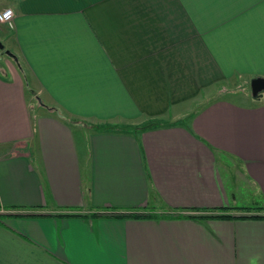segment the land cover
Returning <instances> with one entry per match:
<instances>
[{"label": "crops", "instance_id": "0c3cea01", "mask_svg": "<svg viewBox=\"0 0 264 264\" xmlns=\"http://www.w3.org/2000/svg\"><path fill=\"white\" fill-rule=\"evenodd\" d=\"M4 8L0 264H264V0Z\"/></svg>", "mask_w": 264, "mask_h": 264}, {"label": "trees", "instance_id": "16d2710c", "mask_svg": "<svg viewBox=\"0 0 264 264\" xmlns=\"http://www.w3.org/2000/svg\"><path fill=\"white\" fill-rule=\"evenodd\" d=\"M251 95V94H250ZM83 124V123H80ZM155 126V123H150L146 126L140 127L139 129H146L148 127H152ZM89 129H92L93 127L88 126ZM2 207L0 206V211H1ZM243 210H254V208H247V209H243ZM257 210V208H256ZM24 216H30V215H24ZM91 217L93 218H145V217H154V215L151 214H137V213H120V212H116V211H103V212H95L90 214ZM4 217H22V215L20 214H3L0 213V219L4 218ZM260 219H264V216H260L258 217Z\"/></svg>", "mask_w": 264, "mask_h": 264}, {"label": "water", "instance_id": "95a60500", "mask_svg": "<svg viewBox=\"0 0 264 264\" xmlns=\"http://www.w3.org/2000/svg\"><path fill=\"white\" fill-rule=\"evenodd\" d=\"M3 49V45L0 42V50ZM9 54V53H7ZM251 97L257 98L259 94H264V78H254L249 83Z\"/></svg>", "mask_w": 264, "mask_h": 264}, {"label": "built area", "instance_id": "2783aa9c", "mask_svg": "<svg viewBox=\"0 0 264 264\" xmlns=\"http://www.w3.org/2000/svg\"><path fill=\"white\" fill-rule=\"evenodd\" d=\"M13 17L14 13L11 8H4L0 11V25L13 29Z\"/></svg>", "mask_w": 264, "mask_h": 264}, {"label": "rangeland", "instance_id": "374dc122", "mask_svg": "<svg viewBox=\"0 0 264 264\" xmlns=\"http://www.w3.org/2000/svg\"><path fill=\"white\" fill-rule=\"evenodd\" d=\"M2 27H5V26L0 25V30H4L3 33L6 34L7 31H6L5 29H3ZM225 89H226V88H225ZM226 90H228V89H226ZM226 90H225V91H226ZM235 90H237L238 92H241V91H242V92H244V93L250 95V87H249V84L239 85V86L237 87V89H235ZM259 95H261L262 97H264V94H259ZM230 98H232L233 100H234V99H237V98H233V97H230Z\"/></svg>", "mask_w": 264, "mask_h": 264}, {"label": "clouds", "instance_id": "9594fccd", "mask_svg": "<svg viewBox=\"0 0 264 264\" xmlns=\"http://www.w3.org/2000/svg\"><path fill=\"white\" fill-rule=\"evenodd\" d=\"M253 264H255V262L253 261Z\"/></svg>", "mask_w": 264, "mask_h": 264}]
</instances>
